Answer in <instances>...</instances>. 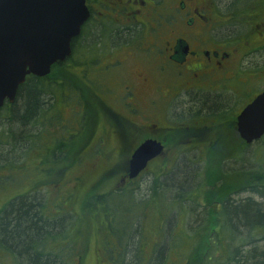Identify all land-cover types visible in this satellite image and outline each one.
<instances>
[{"label": "flooded vegetation", "instance_id": "1", "mask_svg": "<svg viewBox=\"0 0 264 264\" xmlns=\"http://www.w3.org/2000/svg\"><path fill=\"white\" fill-rule=\"evenodd\" d=\"M84 2L88 17L62 62L75 56L76 81L66 83L71 88L65 92L74 106L63 129L67 139L78 137L86 154L79 169L105 165L100 181L121 166L116 184L126 188L153 166L241 172L244 153L264 150V134L248 143L238 124L246 106L264 93V0L250 8L236 0ZM14 102L5 100L0 109ZM150 140L163 152L132 180L130 159ZM95 216L92 232L99 235L103 218ZM130 247L117 253L126 255L125 263L135 252Z\"/></svg>", "mask_w": 264, "mask_h": 264}, {"label": "trees", "instance_id": "2", "mask_svg": "<svg viewBox=\"0 0 264 264\" xmlns=\"http://www.w3.org/2000/svg\"><path fill=\"white\" fill-rule=\"evenodd\" d=\"M239 1L242 2L244 8H250L254 3V0ZM75 62V56H73L66 64L57 63L48 77H29L26 83L19 88L12 108L0 109V129H2L0 130V143L3 142L0 144V163L3 164V161L8 163V166L0 165V170L6 169L8 171V167L14 165V161L8 160L2 150L7 145H12L15 148L21 147L23 142L26 144L23 152L26 154V162H29L31 158L33 159L35 155H42L41 167H38V171L40 176L46 180L43 181L40 178L41 180L38 181L43 187H47L51 181L50 175L53 169H50V166L54 167V165L59 164L58 162L61 163L58 168L81 170L79 169L80 163L86 154L81 151L80 143H76L78 137L75 135V137L71 136L70 139H67V131L63 129L65 124H69L68 118L70 116L67 117L66 112L74 106L66 98L65 92L71 88L66 83L76 81ZM57 71L60 74H57ZM75 118L77 117L74 114L72 119L75 120ZM8 123L11 128L5 131L4 125ZM2 124L3 127L1 128ZM30 125L33 130L30 129ZM6 139H9V142L5 145ZM72 153L73 159L70 157ZM210 162L213 161L210 160ZM31 164L33 166L34 161ZM27 165L28 163L24 168H27ZM105 167L104 165V171H106ZM161 169H164L163 171L169 170L164 167ZM190 170L192 169L180 165L178 169L172 170L170 177L173 184L181 191L176 194L175 202L172 205L179 201L193 205L190 207L191 210L180 211L184 221L182 222V229H173L169 245H165L166 242L161 239L166 234V229L154 233L161 241L154 243L153 256L151 255L149 258L144 255L142 258L137 256V251L138 253H145L146 256L148 254V245L147 247L141 245L142 241L148 237L146 232L140 230L141 240L139 245L137 243V251L134 247L135 252L131 250L135 253L138 264H264V245H261L262 242L264 243V205L256 203L251 199L252 197L241 199L240 202L233 199L239 192L264 199V168L246 167L241 172L233 171V173H231L232 171L225 172L220 168H217L216 171L215 168H207L203 171L198 170L199 172L196 173ZM174 171H176L175 174ZM123 172L124 169L119 166L113 170L109 179H106L107 176L105 175L103 180L97 181L96 178L100 174L98 172L89 186L85 184L86 176L84 175L77 174L75 177H70L69 180L79 181L76 190L80 186H85L83 190L71 192L65 198L66 202L72 203L75 200L78 203L79 215H73L74 212L71 209L63 215H51L52 211L50 212L47 206H43L36 197H32L41 191L40 188H35L32 185L24 193L11 197L0 209L1 252L6 251L9 258H12L13 264H79L74 262L73 258L77 256L80 262L88 242V240L80 239V235L87 229L88 232H92L97 228L96 222L95 226L92 224V228L90 225V219L97 218L95 213L98 212L103 221H108L107 218L111 217L113 221L122 222V219L126 217L128 220L134 218L138 212L143 214L142 208L149 206L154 201L164 202V199L160 200L159 198L162 195H159L161 185L158 176L154 178L151 187L152 196L145 201L136 202L135 191L139 190L138 187L134 188L133 185L126 186V188L120 187V189L117 187L116 178ZM161 172L159 174H162ZM195 176L199 179V184L196 185L197 188L195 186L192 189L196 182L194 181ZM163 177L164 175L160 178ZM0 187H3L1 182ZM106 188L109 192L103 191ZM188 188L191 189L188 190ZM119 197H128L130 206L133 205L132 210L116 214L109 204L111 199ZM179 197L181 200H178ZM144 202L146 203L143 204ZM204 204L208 206V210L205 212L206 221L204 218L200 221L195 220L200 213L195 212L194 206L205 207ZM216 204L218 206L214 209ZM164 205L171 207L168 211L173 210L172 205ZM164 209L166 208L164 207ZM58 211L62 210L58 209ZM168 211L164 213L162 210L164 214L160 217L166 219L172 215V220L175 219V214L172 212L170 215ZM70 214L76 221H74L76 223L74 226H71L72 220L69 222V217L65 218ZM82 219L88 225L85 226V223L81 222ZM131 222L134 221L128 222V225L121 231L112 229L118 240V248L111 256L107 255L108 258L112 259L111 264H137V261L133 259V253L132 256L127 257L126 263L124 262L126 255L117 254L119 252L124 253L126 245L130 244V238H133L129 233ZM202 224L204 225L202 226ZM98 225L99 230L107 226L105 223ZM133 225L135 224H131V228ZM153 228L155 227L153 226ZM101 233L99 231V236ZM74 234L76 235L75 239L82 241L77 246H74L72 242ZM100 242L101 246L105 248L104 239H101ZM61 244L62 246L58 247V250L67 249L68 258L72 260H64L61 255L46 250V245L52 249V246ZM167 249H170V252L164 256ZM189 251L193 255V262H190V258H188Z\"/></svg>", "mask_w": 264, "mask_h": 264}, {"label": "rangeland", "instance_id": "3", "mask_svg": "<svg viewBox=\"0 0 264 264\" xmlns=\"http://www.w3.org/2000/svg\"><path fill=\"white\" fill-rule=\"evenodd\" d=\"M227 1V0H225ZM230 1V0H228ZM235 1V0H233ZM239 2V0H236ZM232 2V1H231ZM245 26V25H243ZM246 65H250L249 63H246ZM56 72V71H55ZM57 74H60L59 71H57ZM244 80H245V76H244ZM249 81V80H248ZM3 127V124L1 125V128ZM10 124H5L4 125V130H9ZM31 129V128H30ZM2 130V129H0ZM7 142H9V139H6L5 141V145L7 144ZM23 146H19L18 148L12 146V145H7L5 147L4 150H2L3 154L5 153L6 157L8 160L14 161V165H12V167H8V171L6 169L0 170V182L3 184V187H0V209L10 200V198L17 196L16 194H21L24 193L27 188H29L31 185L35 188H40L41 191L38 192L39 194L37 195H32L33 198H37V200H39L43 206H47V209L50 210V212L52 211L51 215L55 214V215H63L66 214L65 212L68 211L69 209H71L74 213L73 215L77 214L79 215V205L77 202H75V200L71 203L66 202L65 198L66 196H68L71 192H75V191H80L83 190L85 188V186H80L77 189V187L79 186V181H74V180H69V178L71 177H75L77 174L79 175H84L86 176V186L90 185V183L93 181V179L96 176V173H100L103 170V166H97L94 169L93 168H89V170L86 169H82V170H78V169H69L67 168L65 169H61L58 168L59 164H61L60 162H58L59 164H56L53 166H50L51 170V175H50V179L51 181L49 182V185L47 187H43L40 183V181H38L40 178L44 181L46 179H43V176L41 177L38 171V167L40 166V159L42 157L41 154L39 155H35L33 156V159H29V162H26V154H23V152L25 151L24 148H26V144L25 142H23ZM0 144H3L0 143ZM74 145H72L73 147ZM122 156L125 158L126 154L123 153ZM189 157H192L190 155H188ZM71 159H73L74 155L72 153V156H70ZM25 158V159H24ZM28 158V157H27ZM61 158V157H60ZM59 158V159H60ZM69 158V157H68ZM165 158L167 157H163L162 161H168ZM243 158V169L246 167H252V168H264V150H259L258 152H253L251 153H244L242 155ZM34 161V165L32 166V162ZM3 164L0 163V165H4V166H8L7 161H3ZM26 163H28L27 168H24V166L26 165ZM18 166H20L18 168ZM22 166V168H21ZM41 167V166H40ZM39 167V168H40ZM21 168V169H20ZM36 168V169H35ZM207 168H212V167H207ZM207 168H205L207 170ZM45 169V168H43ZM193 172H197L198 170L195 168H190ZM204 169V170H205ZM164 170V169H163ZM162 169H158V167L153 166L151 167V169H149L147 172L144 173L143 177L141 179H139L135 184H133L134 188H139V190L135 191V199L136 202L139 201H145L147 199H149L152 195V191H151V187L154 183V178L156 176H158L159 178V183L161 185V188L159 189V195L164 196L162 198H160V200L164 199V202L159 203L157 201L152 202L149 206L147 207H143V214H139L140 212H138L136 214V216L134 218H130L128 220V218L126 217L125 219H122L121 221H113L112 218H107L108 221H102L100 223H105L107 225L106 228H102V230H99L101 233V235L99 236L97 233H93V232H88V229L86 232H82L83 234L80 235V239L83 240H88L87 242V247L84 249V256L80 259L79 262V258H77V256H75L76 258H73L74 262H77L79 264H110L109 262H106L103 260V253H105V255H109L111 256L113 254V252H115L116 248H118V240L117 237L112 235V232L116 231H121L124 229V227L126 225H128V222L130 221H134L131 222V224H135L132 226L131 228V224H129L130 226V235L133 236V238H130L129 242L131 247L136 248L137 251V247L139 245L140 242V238H141V233H139V231L141 230L142 232H146V236L148 238L144 239L141 243L142 246L147 247L148 249V254L147 256L145 255V253L140 252L138 253L137 251V256H140L142 258V256L144 255L145 257L149 258L152 255V250H154L155 246L154 243L158 242L160 243L161 240H158V237L155 236L156 232H161V229H166L163 238H161L164 242L165 245H169L170 239L172 237V233H173V229L175 228V230H181L182 229V222L183 221V215L180 212L181 210H191L190 207L193 206L191 203H181L180 201L177 202V204L175 203L174 205H172L176 197V194H178L179 189L177 188V186H175L172 182V178L171 177V172L172 170L169 169L167 171H163ZM217 170V168H215V171ZM240 170V169H239ZM241 170V171H242ZM160 171H162V174H159ZM176 171H174L175 174ZM199 172V171H198ZM205 172V171H204ZM215 173V172H213ZM233 173V172H231ZM170 174V175H168ZM162 175H164L163 178H160ZM166 175V176H165ZM205 175V174H204ZM196 177V176H195ZM40 179V180H41ZM196 181L195 185L193 188H195V186L197 184H199V179L196 177L194 178ZM164 182V183H163ZM35 183V184H33ZM118 188L122 187L121 184L117 185ZM198 186H196L197 188ZM191 189V188H190ZM188 188V190H190ZM103 191L109 192V190H107V188ZM33 192V191H32ZM35 192V191H34ZM84 192V191H83ZM15 194V195H14ZM247 197H252L251 199H253V201H255L256 203H260L264 205V199L260 198L258 196H248V194H240V195H236L233 197V199L237 202H240L241 199L244 200ZM178 200H181V198L179 197ZM111 203L109 204V206L111 207V209L117 214H122L125 212H128L130 210H132L133 205L129 204V198L128 197H122V198H115V199H111L110 200ZM146 202H144L143 204H145ZM167 205H172L173 210L168 211L169 209H171V207H166L164 204ZM201 204L203 205V202H201ZM205 207H196L195 208V212L199 214V216L195 219V220H199L204 218L206 221V216H205V212L207 209V205L204 204ZM218 204H216L214 206L217 207ZM68 207V208H67ZM164 207L166 209H164ZM193 208V210H194ZM46 209V210H47ZM58 209H61L62 211H58ZM119 210V212H118ZM162 210L165 212H169L170 215L173 212V214H175V219L172 220V215L169 217H167L166 219L161 218L160 216L163 215L164 213L162 212ZM49 212V213H50ZM191 212V211H190ZM185 214V213H184ZM186 215V214H185ZM140 216V218L138 219V217ZM145 216V218H144ZM201 216V218H200ZM55 217V216H54ZM69 217V222L72 220L71 222V226H74L76 223H74V218H72V215H68L65 218ZM134 219V220H133ZM137 219L139 220V222L137 221ZM91 220V228L93 227V225L95 226V221L96 218L90 219ZM93 220V221H92ZM106 220V219H104ZM145 220V222H144ZM113 221V222H112ZM76 222V221H75ZM85 226L88 225V223L86 221H81ZM195 222V221H194ZM93 224V225H92ZM141 224V225H140ZM65 225V224H64ZM97 225V224H96ZM112 225V226H110ZM204 224H202L203 226ZM153 226L155 228H153ZM112 227V228H111ZM110 228V229H109ZM168 228V229H167ZM114 231H113V230ZM155 229V230H154ZM90 230V229H89ZM145 230V231H144ZM111 231V232H109ZM140 231V232H141ZM155 233V234H154ZM76 235L74 234L72 237V242L74 246H77L79 243H81L82 241L78 239H75ZM103 237V238H102ZM103 240L104 239V246H106L105 248H103L101 246V242L99 240ZM166 240V241H165ZM138 243V245H137ZM261 245H264V243L262 242ZM61 245H56V246H52V249L48 247V245H46V250L56 254V255H61V257L64 260H69L71 258H68V251L67 249L65 250H58V247H61ZM104 250H103V249ZM133 249V248H132ZM145 250V249H144ZM105 251V252H104ZM168 252H170V249L165 251L164 256L168 255ZM184 252V251H183ZM191 251L188 252V258H190V262H193V255L192 253H190ZM133 253V251H132ZM134 254V253H133ZM9 254L6 251H2L0 250V264H13V260L12 258L10 259ZM153 256V255H152ZM12 260V261H11ZM72 260V259H71ZM70 260V261H71ZM137 264L139 263L138 260ZM175 264V263H174ZM192 264V263H191Z\"/></svg>", "mask_w": 264, "mask_h": 264}, {"label": "water", "instance_id": "4", "mask_svg": "<svg viewBox=\"0 0 264 264\" xmlns=\"http://www.w3.org/2000/svg\"><path fill=\"white\" fill-rule=\"evenodd\" d=\"M88 17L84 0H0V107L13 103L27 75L45 77L72 54L71 42ZM242 138L250 143L264 134V93L238 118ZM163 152L146 141L132 155L129 178Z\"/></svg>", "mask_w": 264, "mask_h": 264}]
</instances>
